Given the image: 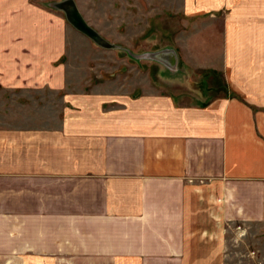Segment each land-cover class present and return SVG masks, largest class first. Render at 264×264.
<instances>
[{
	"label": "crops",
	"instance_id": "obj_1",
	"mask_svg": "<svg viewBox=\"0 0 264 264\" xmlns=\"http://www.w3.org/2000/svg\"><path fill=\"white\" fill-rule=\"evenodd\" d=\"M183 2L214 40L159 66L218 72L199 98L75 74L62 11L0 0V264H229L264 225V0Z\"/></svg>",
	"mask_w": 264,
	"mask_h": 264
},
{
	"label": "rangeland",
	"instance_id": "obj_2",
	"mask_svg": "<svg viewBox=\"0 0 264 264\" xmlns=\"http://www.w3.org/2000/svg\"><path fill=\"white\" fill-rule=\"evenodd\" d=\"M34 1L60 10L54 4L64 0ZM72 1L87 24L108 42L116 45H99L67 19L64 9L60 10L70 25L67 58L74 65H79L77 71L74 69L75 74L93 76L95 82L101 80L120 85L123 84L124 76H133L141 69V62L148 61L147 68L153 77L160 74H182V79L176 80L178 85L174 87V91L178 94L189 93L187 96L190 98L195 95L199 98L200 93L208 94V88L219 83V73L210 68L192 67L182 62L174 65L178 66L179 73H173L171 70L174 66H169L170 70L161 67V61H166L160 55L167 54L175 60H185L189 53L199 55L200 52L182 45L194 46L214 40L210 29L207 30V23L211 22L210 14L191 16L185 13L183 0ZM217 20L219 32V16ZM146 54H150L148 58L145 57ZM104 77L112 80L107 81ZM42 97L50 99L47 94ZM227 237L229 264H264V225L248 227L237 224L229 228Z\"/></svg>",
	"mask_w": 264,
	"mask_h": 264
},
{
	"label": "water",
	"instance_id": "obj_3",
	"mask_svg": "<svg viewBox=\"0 0 264 264\" xmlns=\"http://www.w3.org/2000/svg\"><path fill=\"white\" fill-rule=\"evenodd\" d=\"M54 6L60 10L66 11L67 19L81 32L91 37L95 40L99 45L104 47H115V44H111L105 38H103L94 28L87 24V22L83 19L80 12L78 11L76 5L72 0H64L61 2H56ZM150 54H146L145 57H149ZM160 55V58L165 57V54ZM154 56V55H153ZM160 59V60H161ZM163 62V61H162ZM172 66V65H170Z\"/></svg>",
	"mask_w": 264,
	"mask_h": 264
}]
</instances>
